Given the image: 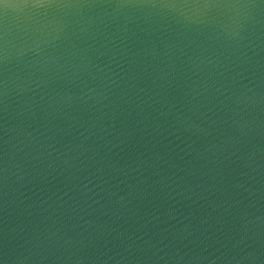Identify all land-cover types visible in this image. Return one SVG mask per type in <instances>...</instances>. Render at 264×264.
<instances>
[{
	"label": "water",
	"instance_id": "obj_1",
	"mask_svg": "<svg viewBox=\"0 0 264 264\" xmlns=\"http://www.w3.org/2000/svg\"><path fill=\"white\" fill-rule=\"evenodd\" d=\"M0 264H264V0H0Z\"/></svg>",
	"mask_w": 264,
	"mask_h": 264
}]
</instances>
